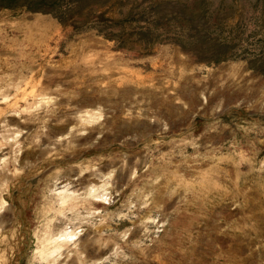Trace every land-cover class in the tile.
<instances>
[{"label": "rangeland", "instance_id": "obj_1", "mask_svg": "<svg viewBox=\"0 0 264 264\" xmlns=\"http://www.w3.org/2000/svg\"><path fill=\"white\" fill-rule=\"evenodd\" d=\"M0 264H264V0H0Z\"/></svg>", "mask_w": 264, "mask_h": 264}]
</instances>
